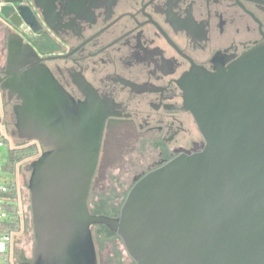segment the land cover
Returning <instances> with one entry per match:
<instances>
[{"label":"water","instance_id":"1","mask_svg":"<svg viewBox=\"0 0 264 264\" xmlns=\"http://www.w3.org/2000/svg\"><path fill=\"white\" fill-rule=\"evenodd\" d=\"M2 1L0 12L13 24H34L27 6L14 14L6 6L22 0ZM22 39L10 35L7 61L16 70L31 66L10 80L22 100L16 128L49 148L28 165L34 244L27 264H98L94 225L116 232L136 264H264V43L226 70L193 67L184 76L202 149L135 178L112 216L89 207L104 116L79 113Z\"/></svg>","mask_w":264,"mask_h":264},{"label":"flooded vegetation","instance_id":"2","mask_svg":"<svg viewBox=\"0 0 264 264\" xmlns=\"http://www.w3.org/2000/svg\"><path fill=\"white\" fill-rule=\"evenodd\" d=\"M3 5L0 0V8ZM19 5L27 6L25 14L36 20L27 25L18 18L17 26L0 12L1 130L18 136L14 107L22 100L10 88V80L31 67L7 66L12 34L35 48L39 63L49 68L79 113L91 114L94 109L104 116L97 170L104 153L114 152L120 141H124L123 153H136L133 183L204 145L201 129L186 107L184 76L193 67L212 73L226 70L253 46L264 43V0H22L6 4L11 14ZM39 145L42 152L49 149ZM9 177L18 196L17 170ZM96 180L95 174L92 185ZM92 233L98 264H108L96 225ZM29 258L24 264L32 260V254Z\"/></svg>","mask_w":264,"mask_h":264},{"label":"rangeland","instance_id":"3","mask_svg":"<svg viewBox=\"0 0 264 264\" xmlns=\"http://www.w3.org/2000/svg\"><path fill=\"white\" fill-rule=\"evenodd\" d=\"M0 44H2L1 39ZM3 61L4 59L0 58V62ZM4 131L5 130L2 127V132L7 138V141H3V144L0 146V163H3L8 159L10 149L25 146L29 142H36L28 141L18 136L15 137L14 135L7 133V131L6 133ZM37 144L39 143L37 142ZM123 146L124 141H120V144L117 149H114V152L108 151L102 156L100 168L97 170V173H95L97 179L94 183L95 187L89 196L90 206L91 203L97 200H104L109 206L115 208L122 206L126 191L133 185L132 179L136 173L134 166L138 159L135 152H132L131 155L127 154L125 151L123 153ZM41 153L42 150H40L37 156L22 160L16 166V184L19 190V195L16 197V203L19 205L22 227L18 232L13 233L14 240L12 242V248H10V261L13 264L21 263L23 255L31 257L33 251L34 239L31 219L30 190L28 187L31 172L28 169V165ZM9 179H11V177L8 176L7 182L10 185ZM100 212L113 214L114 210L103 209L100 210ZM101 250L103 255L108 257V264H134V262L132 263L133 259L127 252L121 237L105 241Z\"/></svg>","mask_w":264,"mask_h":264},{"label":"trees","instance_id":"4","mask_svg":"<svg viewBox=\"0 0 264 264\" xmlns=\"http://www.w3.org/2000/svg\"><path fill=\"white\" fill-rule=\"evenodd\" d=\"M5 140L7 141V139H4V141ZM40 150H42L41 146L37 144V142H29L25 146L10 149L8 159L5 162H3V169L5 172H7V178L10 174L15 172L16 166L19 162L27 158H32V157L37 156ZM94 187L95 185H92L90 193H92ZM130 188L125 193L124 201H125V198ZM8 196H9V200L11 199L10 201H12L8 205V209L10 212V220L6 223L4 229L7 230L9 233L13 234L15 232H18L21 229V218H20L19 208L16 203L17 191L14 185H12L11 183H10V192ZM89 207L92 213H97V214H105V213H101L100 210H103V209L111 210L112 209L114 210V213L106 214V215L117 216L119 215L122 206L115 208V207L109 206L108 203H106V201L104 200H97L91 203V206L89 205ZM96 232H97V235H99V239L101 240L102 243H104L106 240L120 237L116 232L111 231L105 225H96ZM29 259H30L29 257H27L26 255L25 256L23 255V260L19 264H24L26 260H29ZM134 264H136L135 261H134Z\"/></svg>","mask_w":264,"mask_h":264},{"label":"built area","instance_id":"5","mask_svg":"<svg viewBox=\"0 0 264 264\" xmlns=\"http://www.w3.org/2000/svg\"><path fill=\"white\" fill-rule=\"evenodd\" d=\"M4 139H7L0 127V146ZM10 185L7 182V172L3 169V163H0V264H13L10 261V248L13 234L4 229L6 223L10 220L8 205L10 203L9 194Z\"/></svg>","mask_w":264,"mask_h":264},{"label":"crops","instance_id":"6","mask_svg":"<svg viewBox=\"0 0 264 264\" xmlns=\"http://www.w3.org/2000/svg\"><path fill=\"white\" fill-rule=\"evenodd\" d=\"M3 43V42H2ZM0 46H2V44H0Z\"/></svg>","mask_w":264,"mask_h":264}]
</instances>
